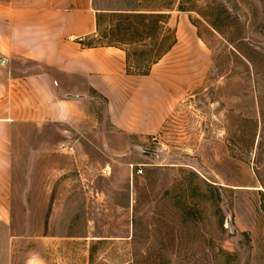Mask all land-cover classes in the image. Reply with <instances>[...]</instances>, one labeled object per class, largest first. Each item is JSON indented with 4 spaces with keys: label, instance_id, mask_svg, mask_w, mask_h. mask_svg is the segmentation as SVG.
I'll use <instances>...</instances> for the list:
<instances>
[{
    "label": "rangeland",
    "instance_id": "374dc122",
    "mask_svg": "<svg viewBox=\"0 0 264 264\" xmlns=\"http://www.w3.org/2000/svg\"><path fill=\"white\" fill-rule=\"evenodd\" d=\"M91 3L101 12L84 45L122 49L127 77L110 101L95 96L79 145L23 121L28 95L10 80L53 71L25 58L0 65L12 70L0 115L17 120L0 259L264 264V0ZM131 10L166 14V25L144 35ZM168 30L174 46L148 66ZM47 136L54 149L31 156Z\"/></svg>",
    "mask_w": 264,
    "mask_h": 264
},
{
    "label": "crops",
    "instance_id": "0c3cea01",
    "mask_svg": "<svg viewBox=\"0 0 264 264\" xmlns=\"http://www.w3.org/2000/svg\"><path fill=\"white\" fill-rule=\"evenodd\" d=\"M96 12L101 11L93 9L91 0H0V65L25 58L53 71L27 73L10 82L28 95L23 107L30 109V116L23 121L66 133L61 134L66 138H61L59 146L72 141L80 144L83 131L93 124L90 109L95 96L102 94L110 101V94L121 91L119 81L127 77V56L122 49L84 45L96 31ZM7 71L0 66V90L7 82L1 74ZM107 109L108 117L110 104ZM16 125L15 117L0 115V232H11L14 220L12 141ZM46 138L41 149L40 145L32 148L31 156L54 149ZM0 264L13 263L0 259Z\"/></svg>",
    "mask_w": 264,
    "mask_h": 264
},
{
    "label": "trees",
    "instance_id": "16d2710c",
    "mask_svg": "<svg viewBox=\"0 0 264 264\" xmlns=\"http://www.w3.org/2000/svg\"><path fill=\"white\" fill-rule=\"evenodd\" d=\"M123 15H126L125 17L128 18L135 26L143 27L144 31L142 33L144 35H154V31L158 30V28L162 31V25H166V22L164 20L166 18V14H144L143 12H140V10H131V12L125 13ZM146 21H148V23H146ZM158 25L161 26L159 27ZM134 29L137 31V28ZM151 38L152 36H148V39ZM162 38H164V41L160 42L159 44V47L162 46V50L160 51L158 57H152L148 60V66H152L158 60H160L164 55H166L170 51V49L175 44V37L172 34V31L170 30H168L167 32L164 31V35Z\"/></svg>",
    "mask_w": 264,
    "mask_h": 264
},
{
    "label": "built area",
    "instance_id": "2783aa9c",
    "mask_svg": "<svg viewBox=\"0 0 264 264\" xmlns=\"http://www.w3.org/2000/svg\"><path fill=\"white\" fill-rule=\"evenodd\" d=\"M139 173H141V171H139Z\"/></svg>",
    "mask_w": 264,
    "mask_h": 264
}]
</instances>
